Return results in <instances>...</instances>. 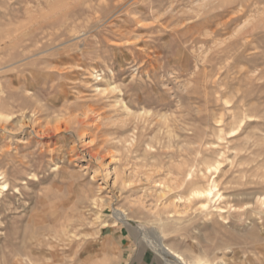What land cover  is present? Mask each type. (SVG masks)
I'll use <instances>...</instances> for the list:
<instances>
[{
    "label": "rangeland",
    "instance_id": "obj_1",
    "mask_svg": "<svg viewBox=\"0 0 264 264\" xmlns=\"http://www.w3.org/2000/svg\"><path fill=\"white\" fill-rule=\"evenodd\" d=\"M0 116V264H264V0H0Z\"/></svg>",
    "mask_w": 264,
    "mask_h": 264
},
{
    "label": "bare ground",
    "instance_id": "obj_2",
    "mask_svg": "<svg viewBox=\"0 0 264 264\" xmlns=\"http://www.w3.org/2000/svg\"><path fill=\"white\" fill-rule=\"evenodd\" d=\"M87 1V0H86ZM241 2V1H240ZM233 36V35H232ZM18 42V41H17ZM231 45V44H230ZM205 48V47H204ZM225 52V51H224ZM207 63V62H206ZM107 89V88H106ZM115 91V90H114ZM105 93V92H104ZM107 93V92H106ZM111 93V92H110ZM103 94V93H102ZM120 94V93H119ZM126 94V93H124ZM25 95V94H24ZM27 96V95H26ZM28 98V97H27ZM5 102V101H4ZM127 103V102H126ZM35 106V105H34ZM37 106V105H36ZM40 107V106H39ZM128 110V109H126ZM13 113V112H12ZM12 115V114H11ZM245 115V114H244ZM63 116V115H62ZM247 116V115H246ZM14 117V116H13ZM222 118V117H221ZM244 118V117H243ZM1 120H5L6 122H10L11 118L10 117H3L0 116ZM54 119V118H53ZM57 121V120H56ZM222 121V120H221ZM168 124V122H167ZM27 125V124H26ZM164 126V125H163ZM57 129V128H56ZM235 130H232L231 133H235ZM169 135V133H168ZM170 136V135H169ZM217 165V164H216ZM8 185L4 184L1 186V189H8L7 188ZM201 194V193H200ZM203 194L206 195V197H209L212 195V189L205 191ZM196 195V194H195ZM207 199V198H206ZM118 219L121 221L126 222L127 221V217L125 215V213L122 212H118ZM148 240V239H147ZM152 241V240H151ZM150 246L152 248H154L156 250V252L158 254H160L162 256V258L165 260V262L167 264H210L202 259H196V260H188L187 258L184 257L183 254L173 250L172 248L166 246L165 244L161 243V242H157V243H151ZM153 249V250H154Z\"/></svg>",
    "mask_w": 264,
    "mask_h": 264
},
{
    "label": "crops",
    "instance_id": "obj_3",
    "mask_svg": "<svg viewBox=\"0 0 264 264\" xmlns=\"http://www.w3.org/2000/svg\"><path fill=\"white\" fill-rule=\"evenodd\" d=\"M121 241L127 244V257L123 264H157L156 256L152 251L136 249V246L132 244V241H125L123 237Z\"/></svg>",
    "mask_w": 264,
    "mask_h": 264
}]
</instances>
